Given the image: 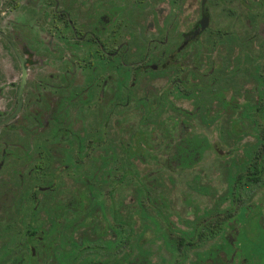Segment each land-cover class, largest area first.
<instances>
[{
    "label": "flooded vegetation",
    "instance_id": "flooded-vegetation-1",
    "mask_svg": "<svg viewBox=\"0 0 264 264\" xmlns=\"http://www.w3.org/2000/svg\"><path fill=\"white\" fill-rule=\"evenodd\" d=\"M264 0H0V264H264Z\"/></svg>",
    "mask_w": 264,
    "mask_h": 264
},
{
    "label": "trees",
    "instance_id": "trees-1",
    "mask_svg": "<svg viewBox=\"0 0 264 264\" xmlns=\"http://www.w3.org/2000/svg\"><path fill=\"white\" fill-rule=\"evenodd\" d=\"M257 91V100L252 98L251 96L248 97L246 103L241 105V109L244 110H264V84H261Z\"/></svg>",
    "mask_w": 264,
    "mask_h": 264
}]
</instances>
